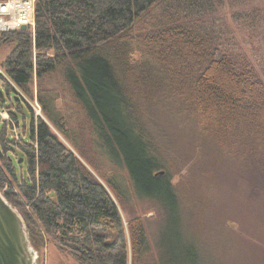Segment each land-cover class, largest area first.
<instances>
[{"label": "trees", "instance_id": "trees-1", "mask_svg": "<svg viewBox=\"0 0 264 264\" xmlns=\"http://www.w3.org/2000/svg\"><path fill=\"white\" fill-rule=\"evenodd\" d=\"M214 4L35 0L33 26L0 30V48L11 44L0 57V108L10 115L0 122V192L39 256L52 244L78 264H129L130 244L131 264L145 263V220L125 223L105 183L120 201L122 182L131 197L181 213L192 169L209 163L206 177L264 198V79ZM33 83L46 120L15 88L34 99ZM74 118L85 121L89 147ZM178 141L191 150L187 162L169 149Z\"/></svg>", "mask_w": 264, "mask_h": 264}, {"label": "rangeland", "instance_id": "rangeland-1", "mask_svg": "<svg viewBox=\"0 0 264 264\" xmlns=\"http://www.w3.org/2000/svg\"><path fill=\"white\" fill-rule=\"evenodd\" d=\"M32 3V0H30ZM216 11L214 16L221 24L228 25L239 41V47L256 63L264 79V0H214ZM35 4V0L33 1ZM32 13V9L28 10ZM32 18H30L31 21ZM145 16L139 26L146 24ZM9 21H13L9 19ZM11 44L0 48V57L5 55ZM0 71L2 68L0 67ZM18 93L29 102L35 113L43 118L41 104L37 98V84L33 83L34 99L28 97L16 87ZM0 91L6 97L0 84ZM17 95V93H14ZM1 120H10L8 112H2ZM75 119L74 127L82 131L80 143L89 147L91 140L86 131L83 118ZM46 120V118H45ZM48 121V120H47ZM49 122V121H48ZM15 134L24 137L23 130L11 123ZM51 125V123L49 122ZM60 138L79 156L83 164L100 181L105 183L102 175L60 135ZM173 154L179 155L184 162L190 160L191 150L185 147L183 141L169 144ZM94 164H100L94 158ZM110 165H113L110 160ZM209 164V163H207ZM206 163L192 169L193 183H188L185 192H180L179 207L171 204L170 212L161 204L150 199H135L130 196L122 182V194L125 198L120 201L111 189L104 184L125 223L135 217H141L146 222L150 250L145 256L144 264H187L179 257V251L171 248L173 241L171 230L175 229L180 245L196 255V264H264V198L244 193L230 181H216L206 177ZM105 165L109 166L106 162ZM110 167V166H109ZM124 167L126 165L124 164ZM118 168L123 169L122 166ZM125 170V168H124ZM173 178V182L177 181ZM167 206L166 203L162 204ZM161 206V207H160ZM129 264L132 261V249L128 244ZM39 256V254H38ZM37 264H78L58 251L52 244H47L42 251Z\"/></svg>", "mask_w": 264, "mask_h": 264}, {"label": "water", "instance_id": "water-1", "mask_svg": "<svg viewBox=\"0 0 264 264\" xmlns=\"http://www.w3.org/2000/svg\"><path fill=\"white\" fill-rule=\"evenodd\" d=\"M20 29H27V25L21 24ZM0 264H37V250L30 242L22 216L1 192Z\"/></svg>", "mask_w": 264, "mask_h": 264}, {"label": "built area", "instance_id": "built-area-1", "mask_svg": "<svg viewBox=\"0 0 264 264\" xmlns=\"http://www.w3.org/2000/svg\"><path fill=\"white\" fill-rule=\"evenodd\" d=\"M34 0H6L0 2V30L18 28L20 24H32L34 20ZM32 9V13L28 10ZM13 21H9L12 19ZM30 18L31 21H30Z\"/></svg>", "mask_w": 264, "mask_h": 264}]
</instances>
